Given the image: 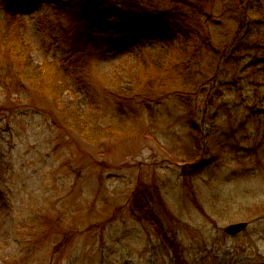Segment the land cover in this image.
Instances as JSON below:
<instances>
[{
  "label": "rangeland",
  "instance_id": "obj_1",
  "mask_svg": "<svg viewBox=\"0 0 264 264\" xmlns=\"http://www.w3.org/2000/svg\"><path fill=\"white\" fill-rule=\"evenodd\" d=\"M186 1L139 44L0 0V264H175L158 229L187 264H264V0ZM75 53L90 92L58 71Z\"/></svg>",
  "mask_w": 264,
  "mask_h": 264
},
{
  "label": "trees",
  "instance_id": "obj_2",
  "mask_svg": "<svg viewBox=\"0 0 264 264\" xmlns=\"http://www.w3.org/2000/svg\"><path fill=\"white\" fill-rule=\"evenodd\" d=\"M106 0H73L71 5L70 14L72 15L73 19L82 23L80 30L76 33V37L78 39L84 38L83 36H103L105 34H112L113 33V41H121L123 39H133L137 43L141 44L146 40H153L154 34L158 31H167L171 32L170 29L176 23H185L187 21V16L183 14H179L175 10H178L181 7H186L187 9L190 7L194 10L197 7L193 4H189L186 0H113L111 3L109 0L108 3L105 2ZM171 3L175 6V10L169 11L165 8V3ZM252 2V1H251ZM250 2V3H251ZM246 3L245 0H241V7L244 6ZM248 6V5H247ZM253 7V5H249ZM264 8V7H262ZM248 10V8H247ZM202 11V10H200ZM190 13V11H188ZM204 12V10L202 11ZM111 13L113 15H111ZM172 14V16H171ZM107 23H112L111 27H106ZM129 25L131 28H129ZM181 28L184 29L183 25H180ZM181 50V49H180ZM79 52V51H78ZM197 50H193L191 54H193V59L197 61L198 58ZM187 54L186 58L183 60L187 62ZM192 56V55H191ZM197 56V57H195ZM190 58V57H189ZM75 59L76 61H72ZM153 60L151 57L143 58V63H147L146 68L148 67L149 63H152L156 66L157 69H154L151 72L152 77L154 74L158 75V77L163 73V70L166 69L167 72L173 67L172 63L168 66L163 64L158 65L155 62H151ZM68 67H58V71L61 74L63 73V78L72 79L73 77L77 76L79 80L78 86L82 87L85 92H90L89 84L87 80H84V75H87L88 67L86 64L87 61L84 57H77L75 53L72 58L68 61ZM179 62L177 63L178 66ZM175 65V68L177 67ZM145 71H149L146 69ZM155 72V73H154ZM136 82H137V89L141 88L143 85V81L145 76L142 78L141 75H137ZM80 78V79H79ZM146 86L144 90V94L142 98H148L154 92L155 87ZM118 92H113V97H120L117 95ZM192 114V112H190ZM194 114L191 115V118L194 119ZM65 118V116H64ZM114 122V119H113ZM76 124V131L80 135H85L83 133V129ZM85 132V131H84ZM136 194H138L136 192ZM140 198L135 195V209L134 212H139L143 214V219L152 224L156 225L154 218L150 215L151 213L147 210L144 211L143 208L141 209L139 206L141 204ZM139 205V206H138ZM140 208V209H139ZM159 230V234L164 236L165 241L167 242L168 247L174 253L175 264H187L186 261L182 258L178 246H175L171 243L165 234Z\"/></svg>",
  "mask_w": 264,
  "mask_h": 264
},
{
  "label": "water",
  "instance_id": "obj_3",
  "mask_svg": "<svg viewBox=\"0 0 264 264\" xmlns=\"http://www.w3.org/2000/svg\"><path fill=\"white\" fill-rule=\"evenodd\" d=\"M247 227V224L244 223H240V224H234V225H230L229 227H227L225 229L226 234L230 235V236H236L238 234H240L241 232H243V230Z\"/></svg>",
  "mask_w": 264,
  "mask_h": 264
}]
</instances>
